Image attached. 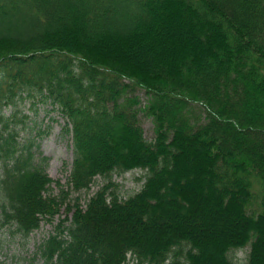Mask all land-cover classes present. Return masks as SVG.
I'll list each match as a JSON object with an SVG mask.
<instances>
[{"label":"trees","instance_id":"16d2710c","mask_svg":"<svg viewBox=\"0 0 264 264\" xmlns=\"http://www.w3.org/2000/svg\"><path fill=\"white\" fill-rule=\"evenodd\" d=\"M24 93L72 135L58 196L3 113ZM135 169L122 199L113 174ZM0 170L1 225L23 237L106 181L67 203L44 264H236L248 246L264 264V0H0Z\"/></svg>","mask_w":264,"mask_h":264},{"label":"rangeland","instance_id":"374dc122","mask_svg":"<svg viewBox=\"0 0 264 264\" xmlns=\"http://www.w3.org/2000/svg\"><path fill=\"white\" fill-rule=\"evenodd\" d=\"M136 94L144 103L146 95L142 90H137ZM3 113L8 118L9 129L17 134L18 146L21 148L26 144H31V151L37 162L46 158V172L54 181L51 193L54 196L60 194L61 188L69 190L67 180L73 162L72 135L65 133L63 128L66 120L53 105L50 100H45L41 96H29L24 93L17 97L16 103L3 107ZM140 123L144 129L145 137L153 140V122L150 118L140 115ZM1 172V170H0ZM145 171L135 169L124 174H113L112 180L117 186V193L120 198L125 199L139 192L145 182ZM106 181L102 177H97L95 183L89 191L82 193H70L68 199L61 207V213L52 221H42L40 227L28 237H23L18 233H11L15 230L12 226H2L0 220V264H44L43 260L37 257L39 245L54 232L55 226L64 218L66 205L73 203L75 197L80 198L82 206H86L87 201L93 196ZM255 193L260 189L255 184ZM250 247L235 252L233 259L236 264H247V256ZM130 264H134L131 262Z\"/></svg>","mask_w":264,"mask_h":264}]
</instances>
